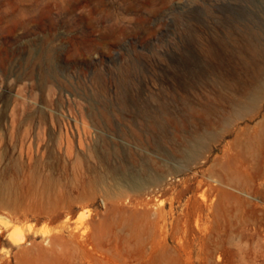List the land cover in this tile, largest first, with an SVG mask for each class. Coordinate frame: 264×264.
Here are the masks:
<instances>
[{
  "label": "rangeland",
  "instance_id": "rangeland-1",
  "mask_svg": "<svg viewBox=\"0 0 264 264\" xmlns=\"http://www.w3.org/2000/svg\"><path fill=\"white\" fill-rule=\"evenodd\" d=\"M263 86L264 0H0V264H264Z\"/></svg>",
  "mask_w": 264,
  "mask_h": 264
},
{
  "label": "bare ground",
  "instance_id": "bare-ground-1",
  "mask_svg": "<svg viewBox=\"0 0 264 264\" xmlns=\"http://www.w3.org/2000/svg\"><path fill=\"white\" fill-rule=\"evenodd\" d=\"M233 100V99H232ZM264 100V86L262 87L260 93L258 95H255L254 98L251 99V101H249L243 110H245V113L243 116L241 117H238L237 120H242V119H245L249 116H251L253 113H255L257 111V108H258V105L261 101ZM192 110V109H191ZM194 112V111H193ZM240 113V112H239ZM236 120V121H237ZM231 121V120H230ZM235 122V121H234ZM233 127V124L231 125L230 128ZM239 134V130L236 131L235 133V137H237ZM173 136V135H172ZM222 136V135H221ZM221 136L219 137L218 136V133L215 134V135H211L210 137L205 135L202 139H200V141L198 142V146H197V149H196V153L194 155H192L190 157V161L188 163L189 166H187V168H184V169H190L191 167H196V166H201L203 165L208 157H209V154L211 152V149L212 147H214V145L220 140ZM176 138V137H175ZM222 139V138H221ZM184 141V140H182ZM232 143L229 142L227 144V146H225L224 150H223V154L221 157H216L214 159L215 162H217L218 160H221V158L223 159V157H227V155L229 154V152L231 151L230 147H231ZM180 171V169H179ZM209 179H213V176H210ZM137 180V179H136ZM164 178L162 179H152V180H149L148 182H142V183H133L131 185L132 188L134 189H145V188H148L149 186L151 185H155L157 184L159 181H163ZM210 180L209 182H206L204 180H201L198 182V188L201 187V186H208L209 183H210ZM140 182V181H139ZM214 182H217V181H214ZM163 183V182H162ZM131 184V183H130ZM185 190H188V186H185Z\"/></svg>",
  "mask_w": 264,
  "mask_h": 264
}]
</instances>
